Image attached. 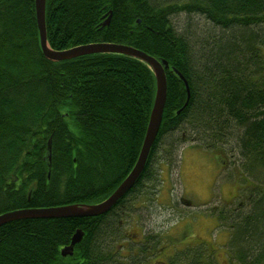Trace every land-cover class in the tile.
I'll return each mask as SVG.
<instances>
[{"label":"trees","instance_id":"trees-1","mask_svg":"<svg viewBox=\"0 0 264 264\" xmlns=\"http://www.w3.org/2000/svg\"><path fill=\"white\" fill-rule=\"evenodd\" d=\"M175 15L198 16L222 32L204 42L180 32ZM46 26L56 51L121 44L169 62L166 107L147 164L158 163L164 138L184 127L210 139L238 130L245 171L261 183L249 207L210 215L233 230L230 264H264V0H47ZM37 28L34 0H0V215L105 200L135 166L155 102L147 64L115 53L54 63ZM174 69L189 84V100ZM134 188L99 217L1 227L0 264H125L116 245L125 237V210L141 201ZM77 230L84 232L81 242L63 257ZM193 249L175 251L171 260L218 264L209 246Z\"/></svg>","mask_w":264,"mask_h":264},{"label":"rangeland","instance_id":"rangeland-1","mask_svg":"<svg viewBox=\"0 0 264 264\" xmlns=\"http://www.w3.org/2000/svg\"><path fill=\"white\" fill-rule=\"evenodd\" d=\"M155 1L163 2L166 0ZM171 20L180 32L186 30L194 37L195 35L202 37L201 40L204 42H207V36L217 35L222 32L220 29L212 28L211 25L206 24L198 16H191L187 19L184 15H175ZM238 134V130H236L224 137L220 136L217 139H210L205 135H199V132L189 133L185 127L168 134L164 138L162 142L164 144L160 148L162 154L156 155L155 161L158 159L160 160L158 162L169 161L173 163V171L170 172V177L166 172L163 173V177L167 180L164 181V186L162 185L161 189L165 191L164 195H161L157 205L147 206L148 208L143 209L147 214L145 221L148 222L149 226H152V229L157 228L163 231L164 235H162V239L166 243L175 240L171 235L181 233L183 223L179 225L180 228L169 229V227H174L172 224L179 220L182 221V217H186L185 220L189 224L186 231L190 233V236L185 242L196 245L204 241L209 242V250L218 264H230L228 253L230 243L228 242L232 239L233 232L231 231L233 230L229 225L228 227H220L216 218L207 214L213 213L214 210L225 208L226 203L224 202H230L232 200L230 196L240 195V191L242 195L241 199L236 200L229 206L238 205L242 209L249 207L248 199L251 198V193L254 192V189L256 191V188L261 183L260 179L253 177L254 175H249L250 173H246L245 171L246 166L243 165V158L237 138ZM189 146L190 148H188ZM192 149H194V154L198 156L200 162L205 164V171L207 172L208 184L202 193L198 190V187L201 185V181L198 178L199 175L186 177L185 172L179 173L182 161ZM173 150L174 154H172ZM159 183H162L161 179ZM194 189H197V191L195 190L192 193ZM181 197L190 198L195 201V206L187 210L179 202ZM181 211H185V216ZM205 221H207V230ZM176 238L182 240L181 235H177ZM130 260L127 259L125 262H130ZM135 260V263L144 262L140 258H136Z\"/></svg>","mask_w":264,"mask_h":264},{"label":"water","instance_id":"water-1","mask_svg":"<svg viewBox=\"0 0 264 264\" xmlns=\"http://www.w3.org/2000/svg\"><path fill=\"white\" fill-rule=\"evenodd\" d=\"M46 2L47 0H36V16L41 48L44 56L47 59L54 62H61L82 56L103 53L123 54L126 56L137 58L147 64L155 76L157 90L154 107L151 113L143 146L135 166L133 167L129 175L125 178V180L116 188V190L108 198L97 204H71L60 207L21 209L6 212L0 215V228L12 222L28 219L91 218L107 214L113 209V207L118 203V201L133 188V186L136 184V181L144 171L152 147L158 136L162 123L164 109L166 107L167 81L165 72L170 68V64L167 60L157 59L154 56H151L141 50L121 44L97 43L82 45L63 51L53 50L50 45H48L47 40ZM103 24L109 25L110 18H108ZM174 70L178 74V76L185 82L189 100L190 90L188 82L182 75V73H180L177 69ZM50 150L51 147L49 144V151ZM83 235L84 232L82 230H77V232L72 238L71 244L62 249L61 254L63 257L72 256L74 254L75 247L78 243L81 242Z\"/></svg>","mask_w":264,"mask_h":264},{"label":"flooded vegetation","instance_id":"flooded-vegetation-1","mask_svg":"<svg viewBox=\"0 0 264 264\" xmlns=\"http://www.w3.org/2000/svg\"><path fill=\"white\" fill-rule=\"evenodd\" d=\"M188 148H190V146ZM194 153L195 151L194 149H192L190 152L186 154V157L182 161L181 167L179 168V173L181 172L182 174L183 172H185L186 177H195L199 175L198 178L201 181V185L200 187H198L199 188L198 190L200 193H202L208 184L207 172L205 171V164L203 162H200V160L198 159V156H196ZM172 167H173V163L169 161H161L158 163H148L142 173L143 176L141 175L139 178V180L141 179V177L144 179H142V182L140 184H137V182H139L138 180L136 184L133 186V188L135 187L134 191L136 193H140L141 201L131 200L133 204V206L131 205L132 209L125 210L123 220L120 221V225L123 228V234L125 237L121 241L117 242V245H116V250L120 251V256L122 259L130 260V258H132L130 260L131 264H159V263L160 264H175L176 262L174 260H171V258H173L175 255V251H180V250L193 251L194 250L193 248H195L196 246V244L185 242V240H187L188 237L190 236V233L186 231L187 227H189V224L185 220L186 217H182L183 218L182 221L179 220L176 223L172 224L174 227H169V229H172L175 227H179V225L183 223L181 233L171 235L174 237L175 240L173 242H167V243L164 241V239H162V235H164L163 231L158 230L157 228L152 229V226H149L148 222L145 221L146 220L145 216L147 214L146 212L143 211V209L148 208L147 206H151V205L153 206L155 204L157 205L161 195H164L165 190L163 191L161 187L162 185L164 186L163 183L167 179L163 177V173L166 172L170 177L171 176L170 172L173 171ZM149 176L154 177V181L150 184L147 183ZM156 177H160V179L162 180V183H159V182L157 183L155 181ZM141 190H142V193H141ZM195 190L197 191V189H194L192 190V193H194ZM241 197L242 195L240 191V195L239 194L236 196L231 195L230 198L232 200L230 202L226 201L224 203H226L225 205L227 207L229 205H232L236 200L241 199ZM179 202L183 204L184 208H186L187 210L192 209L195 206V201L191 200L190 198L187 199L186 197H181L179 199ZM181 212L184 214L185 211H181ZM206 213L208 212L206 211ZM207 215L209 216L210 214L208 213ZM118 216L119 215H117V217ZM205 225H206V230H207L208 229L207 221H205ZM177 235L178 236L181 235L182 240L177 239L176 238ZM199 244L200 243H197V245ZM203 244L206 246H209V242L207 241H204ZM144 251H147L149 253L140 254L141 252H144ZM139 255L141 257H136ZM136 258H140V260H142L141 258H145L147 263H139V262L135 263ZM124 263L128 264L129 262H124ZM182 263H185V262H182Z\"/></svg>","mask_w":264,"mask_h":264},{"label":"bare ground","instance_id":"bare-ground-1","mask_svg":"<svg viewBox=\"0 0 264 264\" xmlns=\"http://www.w3.org/2000/svg\"><path fill=\"white\" fill-rule=\"evenodd\" d=\"M35 1V8H36V0H34ZM115 2V1H114ZM108 8V7H107ZM122 8V7H121ZM119 11V10H118ZM29 13V12H28ZM36 13H37V11H36ZM27 14V13H26ZM15 15V14H14ZM27 16V15H26ZM109 17H111V15H109ZM36 18V17H35ZM207 24V23H206ZM104 26H105V24H104ZM36 28V27H35ZM38 29V28H37ZM65 31V30H64ZM36 32V31H35ZM62 33V32H61ZM38 34V33H37ZM63 35V34H62ZM34 37V36H33ZM60 38H62V36L60 37ZM30 40V39H29ZM26 41V40H25ZM54 42V41H53ZM37 43V42H36ZM54 44V43H53ZM71 44V43H70ZM95 44H97V43H95ZM49 45V44H48ZM113 54V53H112ZM123 55V54H122ZM90 56V55H89ZM130 57V56H129ZM83 58V57H82ZM85 58V57H84ZM132 58V57H131ZM47 59V58H46ZM87 59H89V58H87ZM134 59H137V58H134ZM49 60V59H48ZM139 60V59H138ZM49 61H51V60H49ZM141 61V60H140ZM51 62H54V61H51ZM57 62H60V61H56V62H54V63H57ZM74 62V61H73ZM88 62V61H87ZM142 62V61H141ZM84 63V62H83ZM95 63V62H94ZM144 63V62H143ZM74 65V64H73ZM82 65V64H81ZM36 66V65H35ZM83 66H84V64H83ZM6 67V66H5ZM58 67V66H57ZM37 68V67H36ZM72 68V67H71ZM94 68V67H93ZM70 69V68H69ZM9 70V69H8ZM61 70V69H60ZM104 70V69H103ZM258 70V69H257ZM12 71V70H11ZM146 71V70H145ZM168 71V70H167ZM5 72V71H4ZM262 72V71H261ZM7 73V72H6ZM15 73V72H14ZM165 73H167V72H165ZM16 74V73H15ZM50 75V74H49ZM60 75V74H59ZM91 75V74H90ZM75 76V75H74ZM82 77V76H81ZM93 77V76H92ZM56 78V77H55ZM88 78V77H87ZM26 79V78H25ZM174 79V78H173ZM61 81V80H60ZM65 81V80H64ZM166 81H167V75H166ZM55 82V81H54ZM56 82H58V81H56ZM100 83V82H99ZM61 84V83H60ZM92 84V83H91ZM184 84H185V82H184ZM72 85V84H71ZM93 85V84H92ZM96 85V84H95ZM189 85V84H188ZM56 87V86H55ZM81 87V86H80ZM185 87H186V85H185ZM96 88V87H95ZM27 90V89H26ZM95 90V89H94ZM105 90V89H104ZM154 90V89H153ZM186 91H187V87H186ZM155 93V92H154ZM34 94V93H33ZM129 95V94H128ZM187 96H188V92H187ZM57 97V96H56ZM61 97H59V99H60ZM33 99V98H32ZM105 99V98H104ZM131 99V98H130ZM100 100V99H99ZM99 102V101H98ZM167 102V101H166ZM110 103H111V101H110ZM33 104V103H32ZM38 104V103H37ZM132 105V104H131ZM41 106V105H40ZM96 106V105H95ZM133 106V105H132ZM154 106V105H153ZM47 107V106H46ZM28 108V107H27ZM37 109H39V108H37ZM153 109V108H152ZM35 110V109H34ZM165 110V109H164ZM34 112V111H33ZM28 113V112H27ZM107 113H108V111H107ZM113 113V112H112ZM2 114V113H1ZM164 114V113H163ZM37 115V114H36ZM2 117V116H1ZM14 117V116H13ZM113 117V116H112ZM143 117V116H142ZM10 118H11V116H10ZM3 120V119H2ZM148 120V119H147ZM162 120H163V118H162ZM1 123V122H0ZM142 123V122H141ZM162 124V123H161ZM10 125V124H9ZM12 125V124H11ZM14 127H16V126H14ZM75 130V129H74ZM147 133V132H146ZM121 134V133H120ZM159 134V133H158ZM15 135V134H14ZM110 138V137H109ZM108 140V139H107ZM114 140V139H113ZM166 140V139H165ZM55 141V140H54ZM100 142V141H99ZM19 153V152H18ZM124 154V153H123ZM150 156V155H149ZM137 157V156H136ZM163 157V156H162ZM10 158V157H9ZM149 159V158H148ZM158 160V159H157ZM126 169V168H125ZM124 169V170H125ZM52 171V170H51ZM143 173V172H142ZM142 175V174H141ZM143 176V175H142ZM140 178V177H139ZM139 178H138V180H139ZM1 180V179H0ZM125 180V179H124ZM123 180V181H124ZM137 180V181H138ZM3 181V180H2ZM136 181V182H137ZM33 182V181H32ZM1 183V182H0ZM41 183V182H40ZM108 185V184H107ZM112 187V186H111ZM11 191V190H10ZM115 191V190H114ZM129 193V192H128ZM106 195V194H105ZM126 195V194H125ZM108 198V197H107ZM148 198V197H147ZM127 199V198H126ZM104 200V199H103ZM129 200V199H128ZM15 201V200H14ZM12 202V201H11ZM14 203V202H13ZM205 204V203H204ZM3 214V213H2ZM61 222V221H60ZM35 223V222H34ZM48 223V222H47ZM37 224V223H36ZM54 225V224H53ZM52 225V226H53ZM87 228V227H86ZM31 230V229H30ZM56 231V230H55ZM95 231V230H94ZM86 233V232H85ZM73 238V237H72ZM236 238V237H235ZM62 242V241H61ZM71 242H72V240H71ZM95 242V241H94ZM111 242V241H110ZM56 244V243H55ZM82 246V245H81ZM53 247V246H52ZM51 247V248H52ZM54 249V248H53ZM80 249V248H79ZM83 253V252H82ZM39 255V254H38ZM44 257V256H43ZM87 257V256H86Z\"/></svg>","mask_w":264,"mask_h":264}]
</instances>
